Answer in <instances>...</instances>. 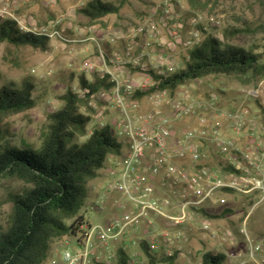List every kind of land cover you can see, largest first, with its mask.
Wrapping results in <instances>:
<instances>
[{
	"label": "built area",
	"instance_id": "obj_1",
	"mask_svg": "<svg viewBox=\"0 0 264 264\" xmlns=\"http://www.w3.org/2000/svg\"><path fill=\"white\" fill-rule=\"evenodd\" d=\"M177 4L163 0L152 6L125 36L108 39L109 45L121 44L118 50L110 55L100 48L98 62L79 68L89 82L94 73L108 77L109 88L92 93L79 85L73 91L95 110V129H116L123 155L106 160L109 184L91 206L94 213L106 214L105 222L83 218L77 247L62 248L54 264H113L120 249H137L139 256L142 245L157 256H183L182 244L199 222L201 231L217 236L203 211L212 215L227 207L228 194L251 198L254 207L264 203V108H224L215 93L197 95L193 82L158 87L160 78L182 68L167 53V37L187 51L201 43L197 30L183 40ZM8 16L0 7V20ZM12 19L22 34L51 42L90 41L101 47L105 39H69L59 21L32 28ZM243 92L259 96V90ZM247 218L242 264H264V246L248 236Z\"/></svg>",
	"mask_w": 264,
	"mask_h": 264
},
{
	"label": "rangeland",
	"instance_id": "obj_2",
	"mask_svg": "<svg viewBox=\"0 0 264 264\" xmlns=\"http://www.w3.org/2000/svg\"><path fill=\"white\" fill-rule=\"evenodd\" d=\"M91 0H0V7L7 8V20L17 18L27 27L41 28L53 21L60 22L64 36L69 39H85L90 36L105 38L99 47L94 42L63 44L58 41H48L46 51L29 46L15 47L7 43H0V87L7 84L21 86L25 81L35 85L34 98L36 107L3 119L2 126L8 130L9 138L13 143L27 144L39 148L42 144V135L47 129L49 116L62 107L61 96L71 88L79 86L82 77L89 78L79 68L87 62H98L100 48L107 54L118 50V43L109 45L108 39L123 37L151 11L152 6L163 0H102L121 5L120 12L109 15L95 22H90L79 13V9ZM176 11L180 15L185 29L182 38L186 40L191 30L200 32L201 41L207 36H213L223 45L230 44L255 54H264V0H204L196 8L190 6L188 0H177ZM18 28V26H17ZM233 29H245L246 33L232 36ZM20 32L21 30L18 29ZM169 55L179 65H183V56L188 55L187 49L176 44L167 37ZM172 44V45H171ZM264 59V57H263ZM36 72H33V71ZM196 94L206 97L215 93L220 98V105L224 108H234L243 105L250 111L264 108V78L252 74L246 76L214 75L195 81L192 84ZM259 90L257 98L246 97L243 91ZM79 112L91 118L87 126L86 136H78L76 143H84L90 132L96 128L95 110L88 102L81 101ZM113 137L116 142L117 131L113 127ZM107 164L98 171L97 176L87 184V200L79 212L87 223H104L106 214H96L91 206L96 198L104 193L109 184ZM25 185L15 178L0 180V232L7 229L8 219L12 210L11 195L21 191ZM229 196L227 207L218 208L212 215H221L227 209L231 211L223 218L212 219L216 237L201 231L199 222L194 231L189 233L187 240L182 244L184 255L175 254L173 262L167 256H157V264H200L205 253L224 254L227 257L225 264H242L246 259V240L241 230L247 218L246 232L255 241L264 246V203L255 206L251 198H244L235 194ZM220 207V206H218ZM263 214V216H262ZM256 223L255 233H250L249 222ZM74 221H67L68 225ZM79 237V235L77 236ZM70 244L68 245L67 243ZM67 245L71 249L77 247L76 237L68 235L54 240L51 252L59 246ZM60 250H58L59 252ZM137 249H128L132 264H149L144 254L137 255ZM49 253L42 264H54L59 258ZM58 256V255H56Z\"/></svg>",
	"mask_w": 264,
	"mask_h": 264
},
{
	"label": "trees",
	"instance_id": "obj_3",
	"mask_svg": "<svg viewBox=\"0 0 264 264\" xmlns=\"http://www.w3.org/2000/svg\"><path fill=\"white\" fill-rule=\"evenodd\" d=\"M202 1L188 0L193 8ZM121 8L112 2L91 0L79 9V13L95 22L118 14ZM246 32L245 29H233L230 35ZM0 43L29 46L41 51L49 47L48 40L44 38L22 34L12 20H0ZM263 57L264 54L223 45L213 36H207L183 56L185 63L180 70L167 78H160L158 87L175 89L214 75L252 74L264 78ZM92 77L93 82L82 77L79 85L92 93L111 86L105 75L94 73ZM155 78L159 80V77ZM34 90L35 85L31 81H25L21 86L7 84L0 87V180L15 178L25 185L10 198L12 210L7 229L0 232V264H42L54 240L68 235L77 237L84 219L76 217L87 200L89 180L97 176L108 157L123 155L122 145L115 141L109 126L95 129L82 144L75 142L78 136H86L91 118L79 112L80 102L86 100L72 88L60 97L62 107L50 114L39 148L8 140L9 132L2 126L3 119L35 108ZM203 213L210 219H216L231 211L227 209L218 216ZM73 219L68 225L67 221ZM141 249L149 264H157L156 254L150 252L146 245ZM167 258L169 262L174 260L173 257ZM226 261V255L208 252L200 264H225ZM113 264H132L131 257L120 249Z\"/></svg>",
	"mask_w": 264,
	"mask_h": 264
},
{
	"label": "crops",
	"instance_id": "obj_4",
	"mask_svg": "<svg viewBox=\"0 0 264 264\" xmlns=\"http://www.w3.org/2000/svg\"><path fill=\"white\" fill-rule=\"evenodd\" d=\"M263 214H264V213H263ZM263 214H262V216H263ZM79 218H84V217L81 216V217H78V219H79ZM260 220H261V217H260V219H259L257 222H251V223L249 222L247 230H249V232L252 233V234L255 233V231H256V226H255V225H256V223H258ZM64 243H65V239H64ZM66 243H67V242H66ZM66 243H65V244H66ZM65 244H64L63 246H59V247L56 249L55 252L53 251V252H51L50 254H51L52 256H54V254H55V257H56V258H59V254H60L61 249L64 248L65 246H67V245H65ZM67 244L69 245L70 243L68 242ZM58 250H60V251L58 252ZM56 255H58V256H56Z\"/></svg>",
	"mask_w": 264,
	"mask_h": 264
}]
</instances>
